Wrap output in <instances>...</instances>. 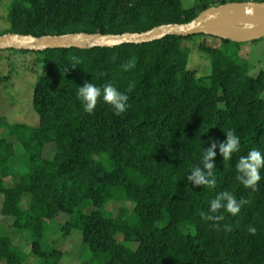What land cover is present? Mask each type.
I'll return each mask as SVG.
<instances>
[{
    "label": "trees",
    "instance_id": "obj_1",
    "mask_svg": "<svg viewBox=\"0 0 264 264\" xmlns=\"http://www.w3.org/2000/svg\"><path fill=\"white\" fill-rule=\"evenodd\" d=\"M245 1L11 0L0 36L142 33ZM196 37L210 61L205 76L187 69L184 43ZM240 45L193 35L114 48L7 50L35 55L41 74L32 93L36 123L8 125L0 136V214L11 219L0 227V264H62L69 255L55 246L73 232L81 236V264H264V167L255 191L235 179L241 156L264 152V71L249 74ZM85 82L112 84L128 95L127 110L117 116L100 99L86 113L76 96ZM228 130L240 137V151L225 161L217 147L215 188L193 186L187 176L202 166V151ZM46 146L54 147L49 157ZM224 191L247 203L236 216L222 209L223 220H207L201 213L211 214ZM112 202L133 207L109 217ZM60 215L66 221L56 226ZM15 238L29 243V253Z\"/></svg>",
    "mask_w": 264,
    "mask_h": 264
},
{
    "label": "rangeland",
    "instance_id": "obj_2",
    "mask_svg": "<svg viewBox=\"0 0 264 264\" xmlns=\"http://www.w3.org/2000/svg\"><path fill=\"white\" fill-rule=\"evenodd\" d=\"M11 0H0V32L7 29L8 24L5 21L7 7ZM184 6L192 5L193 0H183ZM200 37L194 38L191 42H185L184 47L188 51L187 69L196 70L198 76H205L210 72L209 58L199 52L196 42ZM210 43H214V38H209ZM239 57L246 61L249 68V74L256 76L259 71H264V38L240 43ZM35 55L21 54L17 52L0 51V136H6V128L13 124L34 125L37 121V115L32 110V93L37 76L41 74L38 67L34 64ZM264 99V92L262 94ZM17 153L21 152L19 145L15 146ZM54 151L53 146H46L43 152L44 157H49ZM7 185H11V180H6ZM2 198L0 196V208ZM132 205L129 203L112 202L106 208V214L109 217H117L121 209L130 210ZM66 217L57 216L53 222L56 226L63 224ZM11 219L5 218L0 214V227L10 226ZM13 244L29 253L30 245L27 241L15 238ZM81 245V236L73 232L66 240L59 241L55 246L57 249L69 258H65L62 264H81L77 258V251Z\"/></svg>",
    "mask_w": 264,
    "mask_h": 264
},
{
    "label": "water",
    "instance_id": "obj_3",
    "mask_svg": "<svg viewBox=\"0 0 264 264\" xmlns=\"http://www.w3.org/2000/svg\"><path fill=\"white\" fill-rule=\"evenodd\" d=\"M193 35H206L234 43H247L262 39L264 38V3L227 2L203 10L191 22L161 25L142 33L120 35L75 33L38 38L31 35L8 33L0 36V50L42 52L48 49L114 48L124 44L149 43L169 36Z\"/></svg>",
    "mask_w": 264,
    "mask_h": 264
},
{
    "label": "clouds",
    "instance_id": "obj_4",
    "mask_svg": "<svg viewBox=\"0 0 264 264\" xmlns=\"http://www.w3.org/2000/svg\"><path fill=\"white\" fill-rule=\"evenodd\" d=\"M74 63L70 64L72 67H76L79 60L76 57L72 58ZM124 70H128V66H124ZM78 101L81 103L83 110L86 113H93L97 101H102L109 105L114 114L119 116L127 110L129 97L124 92L119 91L112 84H106L97 86L92 82H85L83 86L78 87L76 93ZM226 139L217 144L212 142L211 146L207 150L202 151L201 164L193 167L191 173L187 176V180L196 187L206 186L209 189L215 188L216 178L213 174L214 169V157L216 156V149L219 148V154L223 157V160L228 161L232 158L233 153L240 151V137L233 131L228 130L225 133ZM237 175L235 179L244 186V188L257 190L258 182L262 179L261 168L264 167V152L257 148L251 149L246 156H241L236 164ZM247 203L246 200L241 199L237 201L236 197L228 192L224 191L217 195L215 199L211 201L209 212L211 214L201 213L207 220L221 221L224 219V212L231 216H236L240 210L241 205ZM224 210L220 212L219 210ZM219 228V223L214 225ZM230 230V229H229ZM248 231L255 234L256 228L249 227Z\"/></svg>",
    "mask_w": 264,
    "mask_h": 264
},
{
    "label": "built area",
    "instance_id": "obj_5",
    "mask_svg": "<svg viewBox=\"0 0 264 264\" xmlns=\"http://www.w3.org/2000/svg\"><path fill=\"white\" fill-rule=\"evenodd\" d=\"M249 1L264 3V0H249Z\"/></svg>",
    "mask_w": 264,
    "mask_h": 264
}]
</instances>
